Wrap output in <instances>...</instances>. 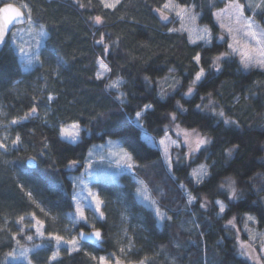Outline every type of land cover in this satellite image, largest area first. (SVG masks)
Segmentation results:
<instances>
[{
  "label": "trees",
  "instance_id": "1",
  "mask_svg": "<svg viewBox=\"0 0 264 264\" xmlns=\"http://www.w3.org/2000/svg\"><path fill=\"white\" fill-rule=\"evenodd\" d=\"M80 2L86 7L76 0L15 2L29 6L32 24L43 25L46 35L37 50L41 62L27 71L9 41L0 53V142L7 145L0 148V262L18 246L39 245L29 254L32 264H94L83 249L117 257L120 247L133 264H251L238 254L235 233L246 215L254 217L256 230L264 231V71H241L229 53L213 18L222 1L175 0L198 14V23L212 34L209 44L191 43L184 32L169 31L173 24L161 21L156 11L166 0H120L115 9H104L99 0ZM245 12L264 30V7ZM96 15L102 24L92 22ZM102 35L104 45L96 42ZM197 53L199 65L193 59ZM220 54L225 55L217 71L212 61ZM100 59L111 69L103 79L96 78ZM200 67L204 77L185 95ZM117 79L123 81L118 91L106 86ZM121 93L123 103L117 99ZM145 105L152 106L141 120L149 136L161 138L179 125L195 129L210 143L192 162L173 159L169 171L159 149L143 139L133 121ZM32 107L37 113L21 119ZM214 111L235 123L224 124ZM73 123L81 131L71 143L60 137L59 128ZM17 136L20 141L13 144ZM107 138L131 154L135 167L118 182L93 183L103 213L94 228L102 234L103 247L81 243L83 249L53 260L56 242L49 233L63 236L70 227L90 231L75 220L72 177L83 169L91 146ZM30 158L34 169L26 166ZM72 160L77 163L69 167ZM198 164L208 168L202 183L190 175ZM229 178L238 192L232 200L220 187ZM139 180L171 219L158 224L153 211L137 200ZM189 193L196 197L191 205ZM217 199L225 202L224 213ZM205 200L207 207L201 208ZM29 216L43 225V238L29 228Z\"/></svg>",
  "mask_w": 264,
  "mask_h": 264
},
{
  "label": "snow or ice",
  "instance_id": "2",
  "mask_svg": "<svg viewBox=\"0 0 264 264\" xmlns=\"http://www.w3.org/2000/svg\"><path fill=\"white\" fill-rule=\"evenodd\" d=\"M76 2H77L79 7H81V8L86 7V5L83 4L82 2H80V0H76ZM99 2L103 6L104 9H115V7L120 3V0H99ZM88 3H89V5H91L92 0H88ZM247 6L253 7V5H251V4H249ZM262 6H264V0H260V3L254 5V7L257 9L261 8ZM244 7H245V5L233 2V3H230L227 6V8L222 10V11L226 12L228 8H231L234 10L236 22L241 26L240 30H242L243 35L244 36H251L252 38L256 39V43L258 46L256 51L260 57H264V30H260L259 26L250 17H248V18L244 17V13H243ZM22 9L28 10L27 17H25V12L22 11ZM165 10L175 11L176 16L179 17L181 19V21H183L185 19V17H187V19L191 22V24H192L191 28H185L183 23L181 26V30L189 32L190 42H192V43L196 42L195 40L192 39V36L195 35L196 39L203 40L205 43H210V35H211L210 30L207 27H204L201 29V28H197L195 26L196 14L193 13L190 8L182 7L181 5L175 3V0H166V2L162 5V8L156 9V11L159 12L160 18L162 20L167 21L168 15L165 14ZM219 15H221V14L218 13L217 16H219ZM25 19L27 20V23L29 24V31L31 33H33L35 36H39V37H43L46 35V33L44 32V26L43 25H41L39 27V29H33L32 28L31 10L26 3L21 4L20 6H16V7H14L13 4H11V3H5L3 7H0V44H3L5 42V36L9 32V26L13 25L14 22L24 21ZM90 19L96 25H100L103 23V18L100 15L90 17ZM221 26L223 27V25H221ZM169 31L170 32L171 31H177V29H169ZM229 33L231 34V29H229ZM233 39H235V37H233ZM96 42L98 44L104 45L103 35L101 36L100 40H98ZM36 46L37 47L39 46V40H36ZM17 48H18L19 54L21 56L22 66L26 71L29 70L34 64L41 62L39 51H33V50H31V48H26L22 44L18 45ZM229 48L232 49L233 52H236V49L233 48L232 44H229ZM104 52L105 53L108 52V46L107 45L104 46ZM224 55L225 54H220V56H217L212 61V65L217 71L220 70L219 69V61H220V59L223 58ZM241 55H242L241 64H242L244 69L247 70L250 67L256 66L257 64L264 67V59L258 60L255 57L249 56L246 53H241ZM193 59L197 63V65L200 64L201 57H200L199 53H197L193 57ZM97 63L99 65L100 71L97 72L96 78L97 79H103L105 73L111 71V69L107 66V64L103 61V59L98 60ZM204 75H205V69L203 67H200L199 71L196 72L194 79L192 81V84L189 86L188 91L185 95L190 96L193 93L195 85L197 84V82H199L202 79V77H204ZM122 83H123L122 80L117 79L115 81H111L106 86L109 89H116L118 91ZM161 95L162 96L164 95L163 91L161 92ZM209 96H211V93H209ZM48 99L51 100V99H53V97L49 96ZM117 99H120L121 102L123 103V94L121 93L120 95H118ZM151 107H152L151 105H145L143 109H141L140 111H137L135 113L134 122H135L137 127L141 128V129L143 128V124L141 123L143 113L150 110ZM180 107L181 106L179 105V102H177V108L179 109ZM200 107H201L200 105H197V108H200ZM36 113H37V108L32 107L30 112L27 113L21 119H28L29 117L33 116ZM213 114L218 115L221 118H224V116H225L223 111H219V112L214 111ZM175 119H176L175 114H172V120L175 121ZM17 122L18 121L15 119L11 121L12 124H16ZM223 122L226 125L235 123L234 121H231L230 119H227V118H224ZM176 130H177L178 135L181 133L183 134L184 143L190 149L189 155H191L193 152L199 151L202 146L210 143V139L208 137L202 136L195 129H193L191 132H189L187 130L180 129L179 125H176ZM80 131H81V129H80L79 124L73 123L67 127H62L60 129V135L62 138H66V139L71 140L72 142H76L79 139ZM144 139L149 144L155 143L153 141L152 137L147 136V134H145ZM19 141H20V137L17 136L16 139L13 141V144H17V143H19ZM169 143H171L173 145L176 144V142L172 141L171 138L167 135V133H165V136L159 140V144L161 146H164L165 162L169 165V169H171V157L168 153V144ZM236 147L237 146L234 145L232 148H229L227 150L228 155H231ZM0 148L6 149L7 145L3 142H0ZM121 152L123 153V155L120 157V159L126 161L125 167L128 170H132L135 167V165L132 162L131 154L124 149H121ZM89 155H91V151H90ZM30 159H34V158H30ZM76 163H77V161H75V160L70 161L69 167H74L76 165ZM207 174H208L207 165L201 164L198 168L193 169V171L191 172L190 175L194 178L196 183H202L204 177ZM137 183L139 185L136 189L137 198L139 200H141L142 202H144L147 206L152 207L155 211L156 217L159 220L171 219L170 217H167L165 215V213H163L160 210V208L157 205V201L152 196L147 184H145V182L142 180L137 181ZM180 187L183 188L184 186L181 185ZM220 187H221V189H225V188L227 189V198L229 200H232V199H235L238 197V192H237V189L235 187V181L231 180V178H229L226 185L222 184ZM29 195H31V194L29 193ZM89 195L93 196V198L96 199V202H97V209L96 210L99 211V205L101 203L100 200L98 199V197L95 194H93L91 192L89 193ZM195 199H196V197L192 196L190 193L187 194V203L189 205L193 204ZM207 203H208L207 200H205L204 202L201 203L200 207L206 208ZM214 203L216 206H218L219 212L224 213L225 208H226L225 202L223 200L217 199L214 201ZM41 210L43 211V209H41ZM77 212L80 216V219L86 220V218L83 215V210L79 206L77 207ZM100 216L103 217L102 212L100 213ZM33 219H35L34 216H33ZM234 219L235 218H233V220H230L229 224H233ZM23 220H24L23 216L19 217L18 223L22 222ZM247 220L252 221V220H254V217L248 216ZM36 225H40V227L36 228L37 234L40 235L41 237H43L45 235V233L43 231H41V228L43 227V225L41 224V222L39 220H36ZM245 228L247 229V224H245ZM48 236L51 240H54L56 242V245H57V251L53 252V255L51 257V259H53V260H55L56 257L59 255V247H60L61 243H64V244L70 243L72 245V247L70 249H68V251H73V250L79 249L81 240L88 241V240H92L93 238H95V240L99 241L102 238V234L99 230L94 231L90 235H85L83 232H80L79 233V239H77L76 237H73L70 241L65 240L63 236H61L59 234H55V233H49ZM13 239L15 240L16 237L13 236ZM27 239L32 240L33 237L30 235L27 237ZM252 239H254V237H252ZM16 242H17V244H19L18 240ZM237 242H238L240 249H241L240 254L243 256H247L249 258H252V254L255 251V249L252 248L251 244L240 242L239 239ZM30 251H31L30 249L21 248L19 255H17L15 250H14L13 252L8 253L7 256L10 257L12 260H17V259L23 258V259H26L28 261V264H32L31 259L29 258V255H28ZM121 251H124V250L121 249ZM260 251L264 252V247H262L260 249ZM94 259H95V257H94ZM255 259L257 260V262L259 264V261L264 259V257L257 256ZM99 262H100V264H108V261L103 256L99 257ZM0 264H7V261L0 262ZM115 264H120L119 260H117L115 262ZM140 264H143V261H141Z\"/></svg>",
  "mask_w": 264,
  "mask_h": 264
},
{
  "label": "rangeland",
  "instance_id": "3",
  "mask_svg": "<svg viewBox=\"0 0 264 264\" xmlns=\"http://www.w3.org/2000/svg\"><path fill=\"white\" fill-rule=\"evenodd\" d=\"M6 1L15 3L17 0H6ZM210 1L212 3H214L215 1H222L221 6L219 8H217L216 10H214L213 18H214L215 25L217 26V28L219 30V33L226 40L229 53L232 56H235L237 58L238 64H239V69L241 71L246 70L243 68V66L241 64V60H242L241 53H246L249 56L255 57L258 60L264 59V57H260L256 51V49L258 47L257 43H256V39L252 38L251 36H244L243 35L242 30H240L241 26L236 22L234 10L231 8H228L226 12L222 11V10L226 9L230 3H233V2L239 3L242 5H245V7L243 9L244 17H246V18L250 17L252 20H254L252 16H249L246 14L245 8L251 12L259 11L264 6L257 9L254 7V5L260 3V0H242V1L241 0H210ZM249 4L253 5V7H248L247 5H249ZM20 5L21 4H19V6ZM188 8H190L191 11L196 14L195 26L197 28H201V29L206 27V26L198 23V21H197L198 20L197 19L198 14L193 10V8L192 7H188ZM23 11L27 14V9H23ZM218 13H220L221 15L217 16ZM165 14L168 15V20L164 21L160 18L161 21H163L165 23H169V24L172 23L173 24L172 28L177 29L178 31L184 32L187 35L188 40L190 41L189 32L181 30L182 23H183L185 28H191L192 27V24L187 19V17H185V19L183 21H181V19L176 16L175 11L165 10ZM159 16H160V14H159ZM255 23H256V21H255ZM221 25H223V27ZM257 25L259 26V24H257ZM32 28L33 29H39L38 27H36L33 24H32ZM229 29H231V34L229 33ZM259 29L262 30V28L260 26H259ZM210 34H211V32H210ZM233 37H235V39H233ZM43 39H44V36L43 37L35 36L33 33H31L29 31V24L28 23L24 26L15 28L8 37L9 44L17 52V55L19 57V61L21 62V64H22V60H21V56L19 54L17 46L22 44L26 48H31V50L37 51L38 47L36 46V40H39V44H41ZM192 39L196 41L195 43L209 44V43H205L203 40L196 39L195 35L192 36ZM211 40H212V34L210 35V41ZM229 44L233 45V48L236 49V52H233L232 49L229 48ZM22 68H23V66H22ZM250 68H257V69L264 71V67L260 66L259 64H257L256 66L250 67ZM23 70H25V69L23 68ZM98 71H100V68ZM105 76H106V73H105L104 77ZM134 120H135V117L133 118V121ZM69 125H71V124H69ZM69 125L61 126L59 128V135H60V129L62 127H67ZM141 130H142V137L144 139L145 134H147V133L144 131L143 128ZM189 132H191V131H189ZM167 135L171 138L172 141L176 142L175 145H173L171 143L168 144V153L171 157V165H172L173 159L174 160H182V161H186V162L194 161L195 155L197 154L198 151L193 152L191 155H189L190 149L184 143V136L182 133L178 135L177 130L175 128V129H173V131L171 133H167ZM147 136H149V135L147 134ZM60 137H61V135H60ZM163 137H161V138H163ZM161 138L155 139L152 137V139L155 143H153V144L148 143V144L159 149V151L161 152V155L163 157V160L165 162L164 146H161L159 144V140ZM63 139L68 141V142L74 143L69 139H66V138H63ZM206 146H207V144L202 146L200 148V150L205 148ZM121 149H124V148L121 147L119 142L117 140L110 139V138H107L102 143L93 144L87 153V157H86V160L84 162L83 169L81 170V172L79 174L74 175L72 177V182L74 185V192H73V196H72V201H73V205L75 208V216H74L75 220L77 222H81V223L85 224L87 227H90V230L95 229L94 224L98 220H101L103 218L100 216L101 203L99 205V211H97L96 210L97 209L96 199H94L93 196L89 195L90 192L95 194L101 202V199L97 193V190L93 187V183L95 181L118 182L120 175H122L124 173H132L131 172L132 170H128L125 167L126 161L120 159V157L123 155V153L121 152ZM90 151H91V155H89ZM165 164L167 166V169L170 171L169 165L166 162H165ZM200 165L201 164L196 165L197 167H195L194 169L198 168ZM28 197L31 200H33V197L31 195H29V193H28ZM136 198H137V196H136ZM137 200L139 202H141L143 205H145L147 208L152 210L153 213L155 214V211L152 207L147 206L144 202H142L138 198H137ZM78 206L83 210V215L86 218V220L80 219V216L77 212ZM248 216H250V215L244 216L242 226L240 229H237L235 236H236L237 241L239 239L240 242L251 244L252 248L255 249V251L252 254V258H249L247 256H243L240 254L241 249H240V246L237 242L238 254L241 257H244L245 259H247L251 264H258V262L255 258L257 256L264 257V252L260 251V249L262 247H264V231L256 230L255 226H254L255 220H252V221L247 220ZM155 217H156V215H155ZM36 220L37 219H33L32 216H29L26 218V223H28L29 228L34 231L35 236L38 239H41L44 236L41 237L40 235L37 234L36 228L40 227V225H36ZM156 220H157L158 224H162L164 221V220H159L157 217H156ZM245 224H247V229L245 228ZM187 226L189 229H192L191 223H188ZM41 231H43V227L41 228ZM63 237L65 240L70 241L73 237L77 238V232H73V227H70L69 229L67 228L63 234ZM252 237H254V239H252ZM54 246L55 247H54L53 252L57 251L56 243ZM37 247H39V245ZM37 247L18 246L15 249V252L17 255H19L21 248L30 249L31 250L30 252H32V251H35L37 249ZM71 247H72V245L70 243L69 244L61 243V245L59 247V255L56 258H58L63 253L72 252V251H68V249H70ZM79 249H83V247L81 246V243H80ZM121 249H123V248L120 247V249L118 250L119 254L117 255V257L96 255L95 253H92L86 249H83V250L92 258L94 264H100L99 257H101V256L106 258V260L108 261V264H115V262L117 260H119L120 264H133L132 262L127 261V258L124 256V252L121 251ZM30 252H29V254H30ZM94 257H95V259H94ZM5 261L11 262V263L21 262L23 264H28V261L26 259L20 258L17 260H12L8 256H6ZM259 264H264V259L259 261Z\"/></svg>",
  "mask_w": 264,
  "mask_h": 264
},
{
  "label": "water",
  "instance_id": "4",
  "mask_svg": "<svg viewBox=\"0 0 264 264\" xmlns=\"http://www.w3.org/2000/svg\"><path fill=\"white\" fill-rule=\"evenodd\" d=\"M5 3H11V4H13L14 7L18 6V5H16L15 3H13V2H4V3H2V4L0 5V7H3ZM22 11H23V9H22ZM25 17H27V14H26V13H25ZM26 24H27V20L25 19L24 21L14 22L13 25H10V26H9V32H8V33L6 34V36H5V42H4L3 44H0V53H1V51L3 50V48L5 47V45L7 44L8 37H9V35L11 34V32H12L15 28H17V27H21V26H24V25H26ZM26 166H27L28 168H30V169H34V168H36V162H35V160H34V159H28V160L26 161ZM97 230H99V229H93V230H90V231L79 230V231L77 232V239H79V233H80V232H83L85 235H90L91 233H93L94 231H97ZM99 231H100V230H99ZM80 243L85 244V245H88V246H90V247H93V248L99 250V249H102V247H103V246H102V244H103V238H101L99 241L95 240V238H93L92 240H88V241H83V240H81Z\"/></svg>",
  "mask_w": 264,
  "mask_h": 264
},
{
  "label": "built area",
  "instance_id": "5",
  "mask_svg": "<svg viewBox=\"0 0 264 264\" xmlns=\"http://www.w3.org/2000/svg\"><path fill=\"white\" fill-rule=\"evenodd\" d=\"M132 172V171H131Z\"/></svg>",
  "mask_w": 264,
  "mask_h": 264
}]
</instances>
